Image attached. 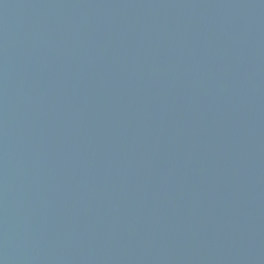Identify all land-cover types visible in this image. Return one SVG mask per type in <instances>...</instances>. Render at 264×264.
<instances>
[{"label": "water", "instance_id": "95a60500", "mask_svg": "<svg viewBox=\"0 0 264 264\" xmlns=\"http://www.w3.org/2000/svg\"><path fill=\"white\" fill-rule=\"evenodd\" d=\"M0 264H264V0H0Z\"/></svg>", "mask_w": 264, "mask_h": 264}]
</instances>
